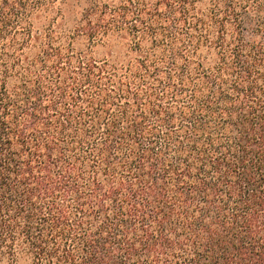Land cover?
Instances as JSON below:
<instances>
[{"label":"trees","instance_id":"obj_1","mask_svg":"<svg viewBox=\"0 0 264 264\" xmlns=\"http://www.w3.org/2000/svg\"><path fill=\"white\" fill-rule=\"evenodd\" d=\"M0 264H264V0H0Z\"/></svg>","mask_w":264,"mask_h":264}]
</instances>
